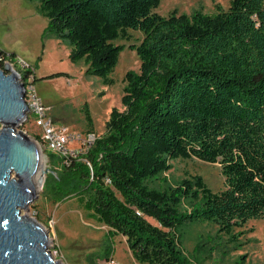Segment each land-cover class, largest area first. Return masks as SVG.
<instances>
[{
	"label": "trees",
	"instance_id": "1",
	"mask_svg": "<svg viewBox=\"0 0 264 264\" xmlns=\"http://www.w3.org/2000/svg\"><path fill=\"white\" fill-rule=\"evenodd\" d=\"M162 1L41 0L49 33L105 84L127 47L115 41L130 40V29L144 34L128 46L141 67L125 76L124 109H112L106 132L69 165L49 151L43 194L76 197L111 239L127 238L140 264H193L182 246L186 226L216 223L231 239L264 218V0L168 16L156 11ZM86 114L95 132L87 105ZM180 158L219 163L224 189L199 174L170 183L163 174Z\"/></svg>",
	"mask_w": 264,
	"mask_h": 264
},
{
	"label": "rangeland",
	"instance_id": "2",
	"mask_svg": "<svg viewBox=\"0 0 264 264\" xmlns=\"http://www.w3.org/2000/svg\"><path fill=\"white\" fill-rule=\"evenodd\" d=\"M230 1L163 0L156 11L163 16L174 10L189 15L196 11L211 14L216 11L217 3L228 8ZM40 4L41 0H0V50L7 52L21 75L26 69L32 70L36 89L50 107L56 126H66L71 132L82 135L91 131L86 117L87 105L93 129L99 136L106 132L112 109H124L125 76L129 70L140 71L141 67L137 49L128 46L140 44L144 34L130 29V40L115 41L127 47L111 73L114 83L105 84L100 76L86 75L85 61H73L70 45L49 33V19L41 13ZM20 129L33 138L41 133L32 121H27ZM40 145L42 169L47 170L51 168L49 150L44 144ZM78 146L74 140L69 143L72 149ZM172 163L173 168L163 174L172 184L199 174L213 191L225 187L219 163L198 158H180ZM49 173L44 175L45 181ZM43 189L44 185L27 213L48 230L55 259L62 264H140L132 255L127 238L118 234L111 239L109 227L91 217L76 197L55 202L51 196L43 194ZM218 228L209 221L195 222L184 228L182 246L193 264H264V218L252 219L243 227H237L236 231H243L237 238L219 235Z\"/></svg>",
	"mask_w": 264,
	"mask_h": 264
},
{
	"label": "water",
	"instance_id": "3",
	"mask_svg": "<svg viewBox=\"0 0 264 264\" xmlns=\"http://www.w3.org/2000/svg\"><path fill=\"white\" fill-rule=\"evenodd\" d=\"M28 114L23 77L8 61L0 66V264H62L46 227L27 213L53 171L42 169L40 143L20 129Z\"/></svg>",
	"mask_w": 264,
	"mask_h": 264
},
{
	"label": "built area",
	"instance_id": "4",
	"mask_svg": "<svg viewBox=\"0 0 264 264\" xmlns=\"http://www.w3.org/2000/svg\"><path fill=\"white\" fill-rule=\"evenodd\" d=\"M0 61L5 63L10 59L0 55ZM10 62L14 66L15 62ZM23 81L26 87V101L29 105L27 121L34 122L41 130L40 137L37 140L42 145L44 144L49 151L61 156L64 165H69L72 157L77 156L80 152L87 151L94 144L98 137L97 134L90 131L84 135L75 134L66 126H56L55 119L50 114V107L44 102L36 89L34 75L30 73L27 78L26 74ZM72 140L79 145L76 149L69 147Z\"/></svg>",
	"mask_w": 264,
	"mask_h": 264
},
{
	"label": "bare ground",
	"instance_id": "5",
	"mask_svg": "<svg viewBox=\"0 0 264 264\" xmlns=\"http://www.w3.org/2000/svg\"><path fill=\"white\" fill-rule=\"evenodd\" d=\"M40 173L38 174V176H36V181H37V178L39 177Z\"/></svg>",
	"mask_w": 264,
	"mask_h": 264
}]
</instances>
